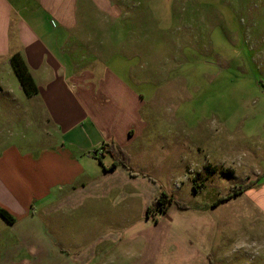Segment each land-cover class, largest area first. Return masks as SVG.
Here are the masks:
<instances>
[{"label": "crops", "instance_id": "obj_1", "mask_svg": "<svg viewBox=\"0 0 264 264\" xmlns=\"http://www.w3.org/2000/svg\"><path fill=\"white\" fill-rule=\"evenodd\" d=\"M167 3L177 6L176 0ZM135 5L163 6L162 0H0V207L14 219L13 240L1 247L0 264H69L62 244L38 225L41 214L58 229L62 214L70 212L66 208L83 210L107 202L139 214L146 225V209L161 192L183 194L187 168H205V158L191 165L190 156L182 153L172 117L167 129L150 126L153 119L145 118L163 83L155 74L160 64L145 68V56H158L152 39L160 38L156 36L163 27L160 16H131L129 8ZM118 6L128 10L121 12ZM130 40L138 47L139 72L150 70L153 78L129 74ZM143 45L154 52L140 53ZM100 46L121 51L113 61ZM13 54L23 59L37 86L35 95L28 97L21 89L10 64ZM171 91L158 101L171 103ZM21 118L45 127L37 134L43 142L33 136L17 146L3 138V132L13 130L10 120ZM106 144L128 154V169L113 165L102 149ZM250 192V206L264 215V180L242 195ZM172 225L165 229L172 231ZM125 226L133 224L121 225V230ZM156 226L164 227L161 222ZM159 230L146 233V239L161 240ZM79 259L75 254L72 262Z\"/></svg>", "mask_w": 264, "mask_h": 264}, {"label": "rangeland", "instance_id": "obj_2", "mask_svg": "<svg viewBox=\"0 0 264 264\" xmlns=\"http://www.w3.org/2000/svg\"><path fill=\"white\" fill-rule=\"evenodd\" d=\"M171 1L175 2L129 8L131 16H160L163 27L156 36L160 38L152 39L159 51L156 59L150 54L152 47H140L144 49L140 53L150 54L145 56V68L160 64L155 74L163 82L155 106L148 104L144 115L153 119L148 121L150 126L162 129L169 127L166 121L172 117L178 142L184 144L182 153L190 156L191 165L205 158L208 168H187L183 194L173 196L186 209L173 204L165 216L151 213L146 225L139 214L107 202L83 210L66 208L70 212L62 214L58 229V224L52 226V218L41 214L38 225L62 244L69 264H264V215L250 206L252 192L213 207L232 186L264 172V0H176L177 6L168 5ZM134 26L131 21V34ZM146 26L150 30L151 24ZM132 41L129 74L153 78L150 70L139 72L138 47ZM99 48L113 61L121 51ZM170 89L172 102L158 101ZM10 123L13 130L3 132L4 139L14 140L17 146L33 136L43 142L37 134L45 127L31 126L32 118ZM263 180L264 176L259 182ZM128 222L133 227L121 230ZM159 222L164 237L146 239L145 234L156 230ZM171 224L172 231L166 230ZM11 240L10 224L0 217V249ZM103 243L107 246H97ZM75 254L82 257L78 263L72 262Z\"/></svg>", "mask_w": 264, "mask_h": 264}, {"label": "trees", "instance_id": "obj_3", "mask_svg": "<svg viewBox=\"0 0 264 264\" xmlns=\"http://www.w3.org/2000/svg\"><path fill=\"white\" fill-rule=\"evenodd\" d=\"M10 64L25 95L28 97L35 95L37 93V86L33 81L21 56L19 54H13L10 57ZM102 149L105 151V153L111 156L114 162L113 165L119 164L125 169L129 168V156L125 151L113 146L112 144L103 145ZM259 179L260 177H257L254 180H250L246 184L232 186L224 196L218 197L215 202H213V207L220 205L222 202L228 201L234 197L240 196L247 190L257 186ZM196 188H198V186H194L193 189L195 190ZM171 204L176 205L179 209H186V206L176 202L171 195L161 192L146 209V217L154 212L164 215L167 211V207H169ZM0 217L8 224H12L14 222L13 217L1 207Z\"/></svg>", "mask_w": 264, "mask_h": 264}, {"label": "built area", "instance_id": "obj_4", "mask_svg": "<svg viewBox=\"0 0 264 264\" xmlns=\"http://www.w3.org/2000/svg\"><path fill=\"white\" fill-rule=\"evenodd\" d=\"M97 152H98V153H100V152H101V150H99V151H96L95 153H97Z\"/></svg>", "mask_w": 264, "mask_h": 264}]
</instances>
